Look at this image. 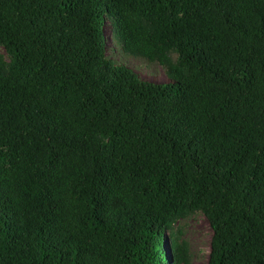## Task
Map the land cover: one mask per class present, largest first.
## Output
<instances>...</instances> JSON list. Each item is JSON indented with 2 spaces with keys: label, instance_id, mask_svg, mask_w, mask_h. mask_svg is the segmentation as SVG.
I'll return each instance as SVG.
<instances>
[{
  "label": "trees",
  "instance_id": "16d2710c",
  "mask_svg": "<svg viewBox=\"0 0 264 264\" xmlns=\"http://www.w3.org/2000/svg\"><path fill=\"white\" fill-rule=\"evenodd\" d=\"M195 212L264 264V0H0V264H192Z\"/></svg>",
  "mask_w": 264,
  "mask_h": 264
},
{
  "label": "rangeland",
  "instance_id": "374dc122",
  "mask_svg": "<svg viewBox=\"0 0 264 264\" xmlns=\"http://www.w3.org/2000/svg\"><path fill=\"white\" fill-rule=\"evenodd\" d=\"M106 31L109 34V24L106 26ZM108 42L107 55L118 65H126L134 69L144 79L158 82L172 81L167 76L165 67L160 63L125 53L122 47L113 42L110 37ZM173 56L177 58V54ZM177 227L182 229L183 239L190 244L192 264H208L213 228L206 215L203 212H195L178 220Z\"/></svg>",
  "mask_w": 264,
  "mask_h": 264
}]
</instances>
